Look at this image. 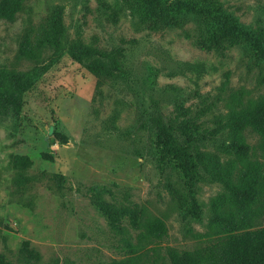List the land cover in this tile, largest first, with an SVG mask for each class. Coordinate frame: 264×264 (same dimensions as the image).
Here are the masks:
<instances>
[{"label":"rangeland","instance_id":"1","mask_svg":"<svg viewBox=\"0 0 264 264\" xmlns=\"http://www.w3.org/2000/svg\"><path fill=\"white\" fill-rule=\"evenodd\" d=\"M174 1L161 0L165 16ZM219 2L241 23L264 28V0ZM58 9L70 42L123 50L122 70L116 78L97 76L65 53L25 94L20 113L0 114V253L20 264L29 242L41 256L36 264H169L170 249L210 244L216 237L195 235L208 231L211 203L223 188L196 182L194 214L187 180L159 158L152 114L160 112L168 125L197 127L205 136L199 151L227 164L234 160L226 152L229 135L217 122H226L234 94L245 103L264 97V60L243 46L202 50L185 35L192 26L170 28L149 0H23L14 20L0 21V68L30 71L52 62V49L27 59L20 48L27 36L40 37ZM246 140L252 159L264 164V140L252 131ZM16 156L33 164L17 170ZM57 175L65 178L61 190ZM96 186L110 190L107 202L138 206L143 224L163 220L168 235L141 240L128 219L127 234L112 231L92 203ZM255 225L264 226V216Z\"/></svg>","mask_w":264,"mask_h":264},{"label":"trees","instance_id":"2","mask_svg":"<svg viewBox=\"0 0 264 264\" xmlns=\"http://www.w3.org/2000/svg\"><path fill=\"white\" fill-rule=\"evenodd\" d=\"M152 12L165 18L170 28L184 30L193 27V32H185L193 44L208 52L221 53L235 46L256 51L264 60V28L253 29L240 22L219 0H175L170 8V16H165L161 0H149ZM23 0H0V21H12L21 11ZM40 37L33 42L29 36L20 48V57L38 59L41 53L52 49L53 60L49 65L37 66L30 71H10L0 68V114L20 113L23 97L34 88L51 65L65 53L76 64L97 76L116 78L121 72L123 50L102 51L83 44L70 42L63 23V11L58 9L43 28ZM191 33V34H190ZM242 93L234 94L232 106L225 123L217 122L229 135L225 144L227 154L234 157L227 164L217 156L206 158L199 151V143L205 136H198L199 130L189 124L175 127L168 125L163 115L155 111L151 122L158 144L161 161L172 162L179 170L190 188L191 210L199 215V205L194 197L193 186L199 180L220 184L223 192L211 203V216L208 231L196 238H213L210 244L192 251L169 250V264H264V226L255 223L264 216V164L252 159L251 146L246 133L254 132L264 140V97L259 101L245 103ZM61 144L68 138L55 133ZM264 147V143H263ZM46 160L52 156L44 154ZM33 164L30 157L16 156L12 165L17 170H27ZM60 190L64 184L63 176H54ZM91 200L96 210L107 220L112 231L127 234L123 222L130 221L133 229L141 231V240H163L168 235L166 224L155 219L147 224L140 221L142 210L138 206H118L107 202L105 193L110 190L94 187L90 189ZM128 247L135 252V246L125 238ZM20 264H36L41 261L40 254L24 242L20 251ZM0 264H14L0 253Z\"/></svg>","mask_w":264,"mask_h":264}]
</instances>
